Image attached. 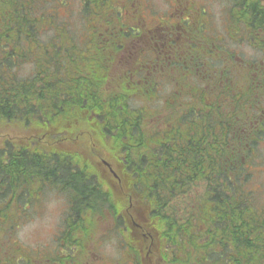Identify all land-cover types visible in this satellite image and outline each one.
Masks as SVG:
<instances>
[{
  "label": "trees",
  "instance_id": "obj_1",
  "mask_svg": "<svg viewBox=\"0 0 264 264\" xmlns=\"http://www.w3.org/2000/svg\"><path fill=\"white\" fill-rule=\"evenodd\" d=\"M81 2L82 20L104 27L78 40L59 14L69 0H0V129L19 131L0 134V251L34 195L52 191L68 205L62 221L83 222L85 236L106 214L121 229L130 204L152 237L147 256L139 237L146 264H264V205L251 188L264 139V2L221 0L223 28L197 42L194 80L167 81L159 98L165 83L129 70L111 83L106 73L128 40L143 45L142 31L111 25L136 0ZM156 42L143 48L153 61ZM243 45L257 56L237 53ZM94 154L117 163L125 193L103 191L85 158L77 172L78 157ZM68 229L59 230L64 242ZM9 257L0 264L30 262Z\"/></svg>",
  "mask_w": 264,
  "mask_h": 264
},
{
  "label": "rangeland",
  "instance_id": "obj_2",
  "mask_svg": "<svg viewBox=\"0 0 264 264\" xmlns=\"http://www.w3.org/2000/svg\"><path fill=\"white\" fill-rule=\"evenodd\" d=\"M82 0H69V4L67 8L62 7L59 11V14L62 18L66 20L70 19V32L72 35H75L78 40H83L84 38L89 37L92 31H101L102 27L104 26L101 21L94 18V22H88L82 20L81 16V5ZM175 3V0H136V4L134 7L129 5L124 6L123 13L120 21H115L111 23L112 27H117L119 25H124L128 27L130 30L134 28H141L142 26L150 27L155 26L156 23L165 24L172 22L174 20H184L186 27L191 30L193 33L196 32V21L195 16H186L184 14H180L176 17H170L167 14L163 15L164 11H169L170 6ZM188 4L196 6V8H204L205 11L210 12L212 14V27L216 30L220 31L223 28V22L220 16V10L222 9V2H218V0H187ZM112 7H115L112 5ZM117 7V5H116ZM90 20V19H89ZM195 21V22H193ZM85 29V31H82ZM78 30H81L77 33ZM48 34L51 31H46ZM204 33V32H200ZM69 35V34H68ZM64 35V44H68L69 38L71 35ZM194 34L186 41L187 47L191 53L190 49L198 50V44L195 42L194 45H191V40ZM41 39L45 38V34L40 36ZM205 38H203L204 40ZM133 41L128 40L126 43L125 48L120 49L112 54L113 60L121 59L123 54L127 53L130 49L131 44ZM190 44V45H189ZM237 53H242L243 57H250L251 55H256L253 50L248 45H243L242 48L236 50ZM192 55V54H191ZM32 64L24 65L20 70V75H26L28 71L31 69ZM125 65L129 66V63L122 62L121 65L116 66V70L120 68H124ZM110 69L107 66L106 73L109 75ZM72 76V72H70V77ZM11 126V125H10ZM6 127L0 129V134L5 136L4 134L10 135H18L19 131L16 127L10 128ZM8 130V131H7ZM7 131V132H4ZM261 154H262V161L263 167L260 170L258 176L256 175L255 181L251 184V188L254 189V194L258 203H262L264 205V141L261 144ZM98 170V169H97ZM100 170V169H99ZM99 172V171H98ZM100 173V172H99ZM102 176V174L100 173ZM105 184H112L116 185V191L118 192L120 184L114 180H109L107 176L105 178L102 176ZM121 195L119 192L117 194ZM32 203L34 208L30 206L28 208L27 214L23 221L17 224V228L11 233L10 239L16 242H9V238H3L2 244L3 248L0 251V256L2 252H7L10 256L9 258L13 261L16 258V255H24L32 258V260L43 258L44 256L48 255L50 252V242L51 237L55 235L57 222L60 220L61 216L64 213L66 208L65 198L57 193H46L41 202L40 197L34 195ZM130 216H132V220H136V217L133 213L132 208H127L124 210V219L130 222ZM22 217H20L21 219ZM101 223H97L98 227L95 229L94 232L91 231V236L101 237L103 239L98 240L96 239L97 244L94 246L96 257L91 258L88 260L89 264H146L147 259H142V248L139 246V237L140 233H137L135 230L131 229L129 224L126 226H122L119 232H114L113 234H107L110 231L111 227L115 225V222L110 218L108 214L104 215L103 218L100 220ZM106 226V237L105 234H102L101 227ZM94 230V228H92ZM108 230V231H107ZM5 233V235H7ZM138 238V239H137ZM17 241L19 243H17ZM21 248L20 250L16 246V244ZM144 245L148 244V240H143ZM127 244H132L139 249V252L134 257V255L126 252L127 249L125 246ZM4 259V258H2ZM153 262L152 264H154Z\"/></svg>",
  "mask_w": 264,
  "mask_h": 264
},
{
  "label": "flooded vegetation",
  "instance_id": "obj_3",
  "mask_svg": "<svg viewBox=\"0 0 264 264\" xmlns=\"http://www.w3.org/2000/svg\"><path fill=\"white\" fill-rule=\"evenodd\" d=\"M194 2V0H193ZM171 10L167 11L166 14L172 18L176 17L180 14H184L186 16H195L196 21V29L200 30L208 21V15L205 13L204 9L196 8V6H193L191 4L187 3V0H175V3H173L170 7ZM193 21V22H195ZM174 23L178 24L176 27ZM143 33V38L145 39L146 45L150 42L151 39L155 36L157 38V42L155 43L156 47L159 50L158 54V60L153 61L148 59L149 56L152 55V53L147 49L143 50L141 53L142 57H139L135 63L131 65V67L134 69V71H139L142 73V77H135L137 79L143 80L145 79V83H150L149 78L152 82L164 84V86L158 85L155 87V95L159 98L164 96L168 91L169 87L166 86L167 81H174L175 78H184L189 80H194L195 77V52L194 49H190L191 53L189 51V48L187 47L186 41L194 34L191 45H194V42H196V33L189 30L184 20H174L169 23L165 24H159L157 23V27H147L145 28L142 26L141 29H139ZM198 36V35H197ZM189 44V45H190ZM190 55V59H183L185 58L186 54ZM192 54V55H191ZM239 57V56H238ZM110 64L108 67L110 69L109 72V80L112 82L117 81V70H116V62ZM94 70V69H93ZM181 74V75H179ZM131 79V77H130ZM68 111L73 112V108H69ZM80 127H84V125H80ZM3 137V136H2ZM45 134L41 135V138H44ZM29 138V137H28ZM41 144H51L52 142L48 140H39ZM63 145L65 143L63 142ZM87 161V165L90 167H86L88 170V173L91 175L98 174L95 172V170L98 169V171L102 174V176L105 178L107 176L109 180H114L116 183L118 182L120 184L119 190L117 193L116 191V185L114 183L108 184V186H103V191H107L112 194H118L125 193L124 189V183L125 180L121 179L120 174L122 173L117 169V163L114 161L107 159L103 156L94 154L90 156H81L78 157V160L81 161L77 164V172L83 171V160ZM100 169V170H99ZM253 169H256L254 167ZM261 170L260 168H258ZM257 169V170H258ZM120 174H119V173ZM123 180V182H122ZM45 184V182H43ZM36 185V184H35ZM107 185V184H105ZM39 196V194H35ZM68 205L66 203L67 209ZM109 215V214H108ZM110 218L115 222V225L111 227L110 231H108L107 234H111L113 231H115L116 226V220L113 219L111 215H109ZM102 217H99L97 220H95V225L93 226L94 230H90L92 232L95 231V229L98 227L97 223H101ZM130 222L123 217V226L125 227L126 224H129L130 228L134 227L135 224L132 220V216H130ZM79 224H82L79 226ZM84 223L83 222H77L75 220H63L62 218L57 222V227L55 231V235L52 236L51 242H50V252L48 255L45 256V261L43 262L41 259L32 260L30 258L29 264H89L88 260L91 258L96 257L95 254V248L94 247L97 242L96 239L101 240L103 239L101 237H95L93 238L90 234L88 236H85V230H84ZM69 225V229L67 230L68 238L71 240L70 242H64L63 237L61 236V233L63 230L59 231L63 226ZM74 225H76V228H74ZM138 233H140L141 237L145 239V233L140 232L137 228H135ZM106 226L101 227V233L105 234L106 237ZM119 234H121L120 229L117 230ZM90 236V237H89ZM153 243L146 244V247L152 246ZM127 249L128 247L125 246ZM70 252V257H65ZM127 252V251H126ZM56 255L60 257V259L56 258ZM149 255L147 252L145 253V256Z\"/></svg>",
  "mask_w": 264,
  "mask_h": 264
}]
</instances>
